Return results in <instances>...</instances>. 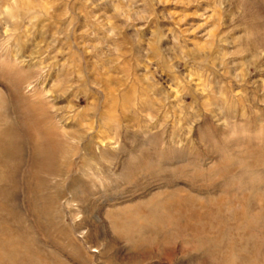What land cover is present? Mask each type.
Returning a JSON list of instances; mask_svg holds the SVG:
<instances>
[{
  "label": "rangeland",
  "instance_id": "rangeland-1",
  "mask_svg": "<svg viewBox=\"0 0 264 264\" xmlns=\"http://www.w3.org/2000/svg\"><path fill=\"white\" fill-rule=\"evenodd\" d=\"M0 264H264V0H0Z\"/></svg>",
  "mask_w": 264,
  "mask_h": 264
}]
</instances>
